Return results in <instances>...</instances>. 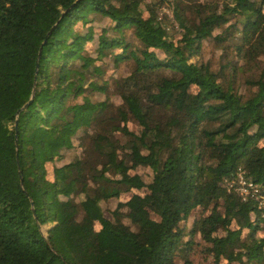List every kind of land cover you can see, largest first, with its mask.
<instances>
[{"label":"trees","instance_id":"trees-1","mask_svg":"<svg viewBox=\"0 0 264 264\" xmlns=\"http://www.w3.org/2000/svg\"><path fill=\"white\" fill-rule=\"evenodd\" d=\"M220 1L187 17L186 0H0V264H198L196 244L214 264H264V70L234 82L264 55V0ZM231 13L241 26L214 35ZM234 26L242 66L190 61L203 40L230 54ZM108 65H128L111 91ZM74 140L83 155L49 170ZM239 169L257 194L224 185Z\"/></svg>","mask_w":264,"mask_h":264},{"label":"rangeland","instance_id":"rangeland-1","mask_svg":"<svg viewBox=\"0 0 264 264\" xmlns=\"http://www.w3.org/2000/svg\"><path fill=\"white\" fill-rule=\"evenodd\" d=\"M149 1V0H148ZM187 1V5L185 8V12L188 15L187 17H192L193 14V8L190 7L191 4L195 3V2H200L202 4H206V5H210L211 7H218V9H222V2L220 0H186ZM172 4L169 2H165V3H161V5H159L157 8V13H158V17L160 18V21L166 26V29L168 31V36L173 39H180L182 36V32L183 30L181 29V27L179 26L177 20H175V18L173 17L172 14ZM264 8V7H263ZM240 15L239 14H235L234 16L231 14L228 15V23L225 24L223 27L220 28H216L213 32L214 35H227L226 31L224 30V28L226 26H229V24H233L235 22H237V26L240 27ZM106 21V19H105ZM103 23V21H102ZM224 30V31H223ZM229 38L228 41L225 42H219L221 43V46H226L229 45L230 46V54H226V53H222L221 52V47L218 46L217 41L216 40H203L201 46H200V53L199 54H195L193 56H191L190 61L192 62H196V63H200V64H207L210 68L212 67V69H219L221 67L222 64H224L227 61H231L234 62V64H237L238 66H242L243 63H245V61L239 58L240 55H238L235 51V44L236 43H240V33L237 32L236 27H229L227 29ZM228 55V56H227ZM106 61H108V59H106ZM108 64V63H107ZM109 66V67H108ZM107 66V72L109 74H113V72L115 70H113L114 67H112L111 65ZM128 70V65H121L119 68H116V71L114 72V77L110 80V85L108 86V90L111 91L113 89V82H114V78L115 77H119V75H123L126 74ZM264 70V55L258 57L255 61L248 63L247 65H245V68L243 70V72L238 73L240 75H238V81H234L235 82V86L239 91H243L244 90V80L246 77L251 78V77H258L259 74ZM164 74H168V71H165ZM110 93V92H109ZM104 95L100 94V93H96L94 95V99L97 100H101L104 99ZM120 100L118 97L113 96L112 97V103L116 104L118 103ZM128 127L130 130L135 131L136 130V124L133 123L132 121H129L128 123ZM89 133H92V130L89 131ZM121 143L124 142V138H122V140H120ZM74 144L76 147L69 149L67 151H63L62 153V158L58 159V160H53L51 163L47 164V168L49 170H51L53 168V166H55V164L57 165H61L64 164L66 162L71 161L72 159L76 158V157H80L83 155V151L81 148V145L79 143V141L74 140ZM119 144V143H117ZM137 172L141 175V177L145 180V181H150L151 177H152V171L150 168L145 167V166H139L137 169ZM229 188V185H227L226 183L224 184ZM129 196V194L124 195L122 198H127ZM116 199L115 198H111L109 200H105L101 202V206L103 208V212L104 215L108 218H112V211L115 209L116 207ZM206 212L205 208L203 207H195L194 209H192L189 217H188V222H187V228L191 227L192 221L194 220V218L196 217H200L201 215H203ZM98 227V225H97ZM194 240L195 241H200V236L198 234H195L194 236ZM201 242V241H200ZM202 251V246L200 244H196L194 246L193 249V253H192V257L194 262L198 263V264H214L212 258L210 256H206L203 253H201ZM235 264H240V263H235Z\"/></svg>","mask_w":264,"mask_h":264},{"label":"built area","instance_id":"built-area-1","mask_svg":"<svg viewBox=\"0 0 264 264\" xmlns=\"http://www.w3.org/2000/svg\"><path fill=\"white\" fill-rule=\"evenodd\" d=\"M225 183L229 185L228 189L236 191L243 199L248 195H255L258 193L256 184L247 180L242 170H238L233 178H225Z\"/></svg>","mask_w":264,"mask_h":264},{"label":"water","instance_id":"water-1","mask_svg":"<svg viewBox=\"0 0 264 264\" xmlns=\"http://www.w3.org/2000/svg\"><path fill=\"white\" fill-rule=\"evenodd\" d=\"M39 53H40V51H39ZM31 100H32V96H31L30 100H29V101H28L23 107L27 106L28 103H29ZM23 107H22V108H23Z\"/></svg>","mask_w":264,"mask_h":264}]
</instances>
